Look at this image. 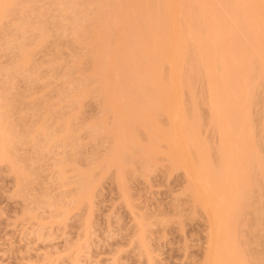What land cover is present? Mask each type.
Returning <instances> with one entry per match:
<instances>
[{"label": "rangeland", "instance_id": "rangeland-1", "mask_svg": "<svg viewBox=\"0 0 264 264\" xmlns=\"http://www.w3.org/2000/svg\"><path fill=\"white\" fill-rule=\"evenodd\" d=\"M36 1L38 0H27L29 5L32 3L35 4ZM187 1L188 0H179L178 5L176 6V11L178 13H181V9L183 10V8L187 6ZM196 1L197 0H194L195 4H193L194 2L192 3V1H189L188 4L190 3V6L193 4L195 7L198 3ZM218 1L220 3V7L227 8V5L225 6V4L229 3H225L224 1L226 0H203L204 3H198L195 10L196 12L205 14H202L204 19L203 22L201 20V25L210 23L212 26V32L214 33L216 40V50H221L223 47L228 46L230 42H233V50H235L234 53L225 51L224 55H233V57L236 58L237 55L239 56L240 51L244 47H247L246 51L249 53V60L253 61L252 67H249L251 70V77L248 79L253 82V90L250 96L246 91L242 93L240 105L243 111L247 110L249 112L253 120V122L250 123L252 128V139L249 141L250 154L257 152L260 159L264 157V77L262 76V72L264 74V44L256 42L257 40H260V37L255 31L254 25L260 19V12L258 11L259 8L264 11V0H238V14L235 17V20L230 22V24H225L227 19L225 14H223L224 9L222 11L220 10L222 8L219 7ZM84 2L88 3V1ZM84 2H82V4H84ZM223 2L225 4H223ZM47 3H49L47 0H41V3L38 1L36 6H39V9L42 11L44 10L46 14L49 10V8H47L49 4ZM32 5L31 7L34 8ZM84 5L83 7L88 10L89 5ZM36 6L34 10H38ZM44 6H47V11H45ZM193 6L191 8H193ZM55 7L56 6H54V8ZM21 8L20 6L16 7L13 16L11 14L9 17L11 19L8 18L6 19V22L3 23L2 26L4 27L0 29V47L3 48L5 44L3 42L6 41L8 35L9 38H11L10 35L12 33L9 29H12V31L13 28L14 30H17L19 22L14 19L19 18V13L24 11ZM28 9H30L29 6L27 7V10ZM218 10H220V12ZM27 13L30 14L32 12L30 11ZM27 13H25V17H28L27 15L29 14ZM49 13L51 15L50 11ZM49 13L48 18L47 15H45V18L48 20H43V18L42 21L46 22L41 23L46 24L48 21L53 26V23L59 19V16L56 19L58 13L55 17L54 12V16H51L55 19L54 21V19L52 20L49 18ZM78 15L81 16L83 14ZM78 15L77 18L79 17ZM25 17L23 18L25 21L27 20V24V22L29 23V20ZM91 17L93 16H90V18ZM23 18H21V20ZM39 18L40 17H38V20L41 21ZM64 18L66 19V17H63V19ZM77 18L76 20L79 18L81 19V17ZM31 19L32 18H30V21ZM50 19L51 21H49ZM8 20H10V23L15 21L16 26L11 23L14 26L11 28ZM32 20L35 23L37 19ZM60 21L59 23H62L63 21L65 22V20L62 22ZM87 21L88 19L85 21L86 23L84 22L86 25H88ZM91 21L92 19H89V22ZM28 25L26 29L29 28ZM70 25L68 26L65 23L62 25L63 27L60 26L61 30L58 28L60 30V34L62 35L69 31V36L66 35L64 38L62 35H59V33L57 34L62 37L61 41L60 38H58V40L56 39L60 42L56 43L59 47L56 46L55 43L53 44V42L56 41L54 37L56 38L57 36L53 34H49L48 38L52 35L53 36L49 39V41H47L48 43L51 42L54 46H51V43H49L50 45H48V43L46 44V41L41 44L43 49H38L35 56H33V59L31 58L35 63L30 60L31 63H33L32 67L33 65L37 66H34L37 71L34 68L30 69V64H28L29 66L26 65L29 63V60H27L24 66H28L29 70L25 71L24 69V72L28 73L32 70L35 73H33L35 76V81L33 78L34 83L27 82L30 80L25 77L27 76V73L22 74L24 73L23 71L22 73L21 71L20 73H16V76H14V74L10 75L12 76L11 78L13 82L10 80V76L8 77L9 79L6 78L9 74L6 75L5 72L7 73V69L12 70L13 67L18 64V62H16L18 61L16 60L17 58L19 59L20 57V60L22 59V56L17 57V55L20 54L24 55V52L21 53V51L24 50L21 45L25 47L26 51L37 47L38 38H40L39 36L37 37V35L39 34L34 35V32L24 33L28 38H30V40L24 35L25 41L23 39L22 41H24V44L21 41V45L12 42L15 43L16 46L18 45L22 48V50L20 48L21 51L19 50L20 54L16 48L11 50L10 47H12L11 45L13 44L10 45L9 49L7 47L4 48V50L7 49L5 52L9 51L6 55L4 50L1 48L3 52L0 55V78L3 76L2 80L4 81V77L6 80L0 87H3L2 89L4 93V88L8 90L7 88L12 85L14 90H8L6 93H10L9 95L7 94L8 97L15 94V97L17 96L19 100L15 99L13 95L9 98L11 99V103L16 100L17 102L21 100L19 105L14 102V105H18V109L16 112L13 110L11 115L13 113L14 115L12 117L10 115V118H13L14 121H18L20 117L24 118L25 121H23L24 123L21 122V127H17L20 129V132H24L21 129L24 130L27 127H32L35 131L36 128L44 126V124L45 126H48L49 124L51 127V125L56 123L54 122L57 121L55 119L60 116L58 114L63 113L66 115L68 112L70 115L68 118L70 119L69 121H72V126H75V128L77 127L78 131L76 132V139H74L75 141L73 140L72 144L71 142L69 143L63 141L47 143V141L43 140V134L41 135V133L39 134V132H37L34 135L36 140H34L40 144L41 147L43 146L44 149L41 153H39V151L37 153L35 151L36 149L34 150L33 148L34 146L29 145V143L28 145L26 143V146L22 145L20 151L18 149V154L24 162L21 164L16 161V174L13 173L10 165L0 162V264H204L206 254L209 249L208 237L210 233V221L208 220L209 216L206 210L207 205H205L204 202L199 205L193 200V194L190 192V188L188 186V177L186 176L184 170L173 169L170 162H168L166 158L163 157V154H161L166 151V137L170 134L172 122L168 119L167 115H163L160 119H158L156 127L159 128V132H156V136L160 137V143H158V150L154 153L156 155V160L154 162L153 159H151L154 163L150 161L147 167H145L146 169L143 168V166H145L143 163L140 162L141 166L138 164L139 161L136 159L137 155L136 157H131H134L137 163L134 162V160L130 161V156H128L129 159L127 157L130 161L129 163L134 162L131 164L136 168L128 165L127 159L124 162L125 167L123 164L120 166L119 163L116 167V162H121V160H116L114 164L116 157L113 159L114 155L112 154H110V156L113 157L110 158L111 160L108 163L107 159L104 157H107L109 160V153L112 152H109V150H112V148L109 147L113 146L110 142L112 141V135L106 136L107 132H103L104 135L102 134V137L104 136V138L106 137L110 139L105 141L102 137L96 136L97 133L95 132L97 131L95 128H97V130L99 128V135L102 133L101 128L106 127L104 124L111 127L112 124L114 125L115 122L112 123V121L115 119L112 116H106L103 112V108L106 106V103H104L105 95L102 93L100 94L103 96L99 94V91L102 92V86L99 83L98 86L95 84L97 81L95 77L96 73L94 74L95 76H93V66L95 65L93 64L94 60L92 62L88 58L89 54L86 53L90 51L86 52V48H84L87 47L85 44L89 42H86V40H88L87 38L90 39L91 34L90 32H86L85 34L83 33L84 35L81 34L82 38L85 37L87 33L89 36L88 34L86 35L88 36L84 41L86 43H82L83 41L80 43L77 41V35H75V37L72 36V32L70 31H73V29ZM90 25L92 26L93 23ZM204 25L200 28L204 27ZM56 26L52 27L51 30L55 28V31L57 32L58 29ZM65 27L68 31H65ZM70 28L72 30H69ZM7 30H9L11 34H8V32L6 33ZM202 30L205 32L204 29ZM216 30L220 32L217 34ZM32 38L35 39L31 40ZM80 38L79 41L82 40ZM12 40H14L13 37ZM74 40H76V42ZM16 41H18V39ZM8 42L10 43V41ZM71 42L73 43L71 44ZM81 44H84V47ZM82 48L84 50H82ZM88 48L87 50H89ZM53 50L57 51L53 52ZM49 51L51 52L49 53ZM80 51L82 52L80 53ZM49 54L50 56H48ZM165 55L168 59H171L174 55V51L170 49L165 53ZM15 56L16 59L14 60L16 61L14 62L17 64L12 63ZM51 59L54 60L51 61ZM83 59L86 61L84 62ZM55 60L58 64H55ZM51 62L52 66L54 64L57 66H53V68L50 67ZM46 65H48V67ZM205 65V67H194L196 68L194 69L196 72V79L192 90L194 97L191 98L189 96L190 92L188 89H182L181 98L184 102L187 114H190V116L191 114H195L196 116L200 114L202 115V120H200L199 135L202 141H204L210 148V152H212L210 155L214 159V154L222 148L225 137L224 135L215 133L209 122V105L207 106V103L205 102L208 99L209 91V85L207 82L208 78L206 76L209 74L220 75L222 69L221 67H213L211 61L209 60ZM9 66H11L12 69H10ZM77 66L81 68L79 70L82 71L81 74L76 71L79 69ZM51 69H53L55 74L51 71ZM168 69V67H165L164 73L167 74ZM235 71L236 74L234 76H226L224 78L223 83L227 86L225 92H233L236 83H239L243 79L244 67L241 65ZM60 74H62L61 76L63 77L66 74L67 78L64 77L65 80L62 79L63 77H60ZM78 74L79 77L80 75H82V77H78L79 80L74 79L77 78ZM71 75L73 79L71 78ZM17 76L19 79L13 78ZM88 76L89 78H87ZM90 78L92 79L88 80ZM72 80H76L77 83H80L78 81H81L82 88L79 86L80 84H76L77 87L73 84L72 87V85H70L71 82H75ZM92 80H94V82ZM1 82L2 81H0V83ZM6 85H9V87ZM67 85L68 87H66ZM100 86L101 89L99 88ZM14 87L17 88V90ZM166 87L167 86H165V88ZM177 88H179V86ZM80 89L81 91L82 89L84 90L82 91V96L79 92ZM61 91L63 92L62 94H67V97L70 96L68 95V92L70 94L71 92H74L73 94H75L78 91L80 94L77 95L76 93L78 99L75 97L77 100H75V102L72 100L74 103L72 102V104L69 105L70 103L66 102L64 99L65 96H63L64 101L60 98L59 95H62L60 94ZM85 92H89V94L91 92V96H89V94L83 95ZM93 92H95V96H93ZM6 93L4 94L5 96ZM97 94L99 96H97ZM67 97L66 100L70 97L73 99V96H70L69 98ZM16 106L14 109H16ZM258 111L260 113L262 112L263 116L257 119L255 116ZM47 112L48 114H46ZM19 121L17 122L18 124H20ZM190 121L192 122V120ZM109 123L111 125H109ZM190 124L194 125V122ZM108 126L105 129L108 130L113 128V126L111 128H108ZM28 129L33 131L31 128ZM56 129L57 127L55 126V130ZM138 133L140 144L143 143L144 145L146 139L148 140V137H145L143 128L138 127ZM146 136H148V134H146ZM31 144L33 145V143ZM134 150H131L129 153L132 152L133 154H138V151L136 150V152ZM75 153L77 155H75ZM67 155H73L71 158L76 156L74 157V162L67 161V163H71L70 165H64L63 159ZM119 157H121V159L123 158L122 153ZM67 158H69V156ZM100 158L105 159H102L104 161L103 163L107 162V164L101 163L103 166L99 165V170L92 173L95 178L90 176L93 177V180L90 178V191L86 190L87 195L84 197V202H76L77 196L81 195L78 194L80 193L78 190L81 188H78L80 179V173L78 172H84V170L88 171L91 165H95L99 160V162H102ZM21 159H19V161ZM57 165H59L60 169L64 168V177L62 176L63 180H61V176L59 174L61 172L59 170L57 171ZM214 165L216 168L218 167V164ZM216 168L214 169L217 170ZM94 169H91V172ZM247 169L250 174L255 175L258 171V161H251ZM86 171L84 173H86ZM22 173H31V179L30 176L29 179L32 180L34 178L32 180L34 183L30 181L28 183V179L24 182L22 177L20 184H18L16 176H19ZM88 173L89 172H87V175L85 176L87 178L89 177ZM118 174L120 175L121 180H119V177L117 178V176H119ZM80 176L82 177L81 179H83L84 175ZM84 181L81 183L84 184ZM26 182L29 185H27ZM86 182L89 183L90 180L89 182L88 180ZM83 184H81L82 187ZM253 185L257 186V183H253ZM87 189H89V187H87ZM253 196L255 200L251 209L243 208L245 210H242L243 213H240L241 218L237 221L240 224L239 227H241L239 228L241 235V250L246 252L244 244L251 241V247L248 249V255L246 257L247 263L264 264V221L262 222V220H264L262 219L264 218V182L260 183ZM255 211H257V213ZM259 216H262V220H257L260 218ZM258 221L259 223L261 221L263 225L259 224Z\"/></svg>", "mask_w": 264, "mask_h": 264}, {"label": "bare ground", "instance_id": "bare-ground-1", "mask_svg": "<svg viewBox=\"0 0 264 264\" xmlns=\"http://www.w3.org/2000/svg\"><path fill=\"white\" fill-rule=\"evenodd\" d=\"M38 1L41 3V0ZM38 1H36L35 4L32 3L33 5L32 4L29 5L27 0H0V29L4 27L2 25L3 23L6 22V19H8L11 14L13 16L16 7L20 6V8L22 7L21 9L24 10L23 11L24 13L23 12L19 13L20 17L17 16L19 18L14 19L15 21L18 20L19 22L17 26V30L15 29L17 32L14 30V28L13 31L12 29H9L11 30L10 32L12 34L9 32V30H7L6 33L7 32L8 34L10 33L11 38H9L8 35V38L6 39L7 45L5 41L3 42L5 43L3 48L0 47V49L2 48L3 50L5 47L9 49L10 45L13 44L11 45L12 47H10L11 50L13 48H16L18 49L19 54L22 48H24V50L21 51V53L24 52V55L23 54L17 55V57L22 56L21 60L20 57L19 59L18 58L16 59V56L15 58H13L12 63L17 64L16 62H18V64L14 66L13 69L11 68V66H9L10 69L12 70L7 69L9 72L11 71L10 72L11 74L8 71L7 73L5 72L6 75L9 74L8 76H6V78H8L12 74L16 76L15 74L20 73V71L22 73V71L24 72V69L25 71H27L29 70V67H31L30 69L34 68V66L36 65H33L32 67V64L35 63L33 62L32 59L33 56H35V54L37 53L38 49L40 50L43 49V47H41V44L45 41L47 44L49 39H51L53 35H57L58 33L59 35H62L60 34V30H61L60 26H62L65 23L68 26L71 24L70 27L73 29V31L70 32H72L71 33L72 36L75 37V35H77L78 39L77 38L75 39H77V41L80 43L82 41H83L82 43L89 42L87 43L88 45L85 44L87 47H84V44L81 45L84 48H86L85 49L86 52L90 51L86 53L90 55V57L88 55V58L92 62L94 60L93 64L95 65L93 66L94 67L93 76H95L94 74L96 73L95 77L97 81V82L95 81L96 82L95 84H97L98 86L99 83L102 86V89L101 86L99 87L102 91V92L99 91V94L102 93L105 95L104 103H106V106H104L105 108H103L104 109L103 112L106 116H112L115 119L112 121V123L115 122L114 123L115 126L109 123L111 127L113 126L112 129H108V130L105 129L108 126L107 124H104L106 125V127L104 126L105 128L102 127L103 125L101 126L103 128V129L101 128L102 133L99 134L101 136L98 135L99 128L97 130V128L93 127L97 131L95 132L97 133L96 135L97 137H102V134L105 131L107 132L106 136L112 135L111 139L113 141V144L112 141L110 142L111 145L113 146L109 147L112 148V150H109V152L112 151L109 153V156L110 154H112L114 155V157L108 156L109 160L107 157L104 158L107 159L109 163L111 160L110 158L113 157L114 159L116 157L114 164L116 160H121V162L123 161L122 163L116 162L117 163L115 165L116 167L119 164L120 166H122L121 164H123L125 167L124 162L128 156H130V161L134 160V162L136 163L137 161H139L138 164L140 166L141 163H143L145 165L143 166V168L147 167L150 161L152 162L151 159H153V161L155 162L156 155L154 153H156V150H158L157 148L158 143H160L159 140L160 137L156 136L157 135L156 132H159V128L156 127V124L158 123V119H160V117H162L163 115L164 116L167 115L168 119L172 122V129L170 131V134H168L166 137V144H167L166 145L167 148L165 149L166 151L162 152L161 154H163V157H165L166 160L170 162L171 167L173 169L184 170L186 176L188 177V186L190 188V192L193 194V200L197 202L199 205L202 202H204V204L207 205L206 210L209 216L208 220L210 221L209 222L210 233L208 237L209 249L207 251L204 264H248L246 261V257L248 255V249L251 247V241L246 242L244 244L246 247V252L242 251L241 240H240L241 235L239 231V228L241 227H239L240 224L237 221L241 218L240 213H243L242 210L249 208L251 209L252 204L254 203L255 200L253 194L257 191V187L260 185V183L264 182V157L259 159V155L257 152L250 154L249 141L252 139V130H251L252 128L250 123H252L253 120L249 112L247 110L243 111L240 105L242 93L246 91L250 96L253 90L252 89L253 82L248 80L251 77V70L249 67H252L253 61L249 60V53L246 51L247 47H244L240 51L239 56L237 55L236 58L233 57V55H228V56L224 55L225 51L234 53L235 50H233L234 48L233 42H230L228 46L223 47L221 50L220 49L216 50V40L214 33L212 32V26L210 25V23L205 25L202 23L205 28L204 27L200 28L201 26H203L200 23L201 20L203 22L204 16L202 14L204 13L196 12L195 10V7L197 8L198 3L205 2V1L203 2V0H197L196 2L198 3L195 5V7L193 6V4H195L194 0H188L186 2L187 6H185L183 10L181 9L180 11L181 13H178L176 11V6L178 5L179 0H52V2L51 0H47L49 2L47 4H49L50 7L49 5L48 7L47 6L46 7L49 8L48 13L49 11L51 12V15L49 13L50 15L49 18L53 20L54 18L51 16H54L55 14L56 17L57 13L58 15L56 19L59 16V19L56 21L57 23L56 22H55L56 24L53 23V26L48 21L47 23L49 25L47 23L44 24L46 21H42L43 18H44L43 20L46 19L45 15H47L48 18V13L45 14L44 10L42 11L41 9H39V6H36ZM84 1H88V3L87 2L85 3ZM189 1H192V3L193 2L194 3L190 6V3L188 4ZM50 2L51 4L52 3L53 4L51 5ZM82 2H84L85 5L82 4ZM224 2L225 3L228 2L229 4H225ZM224 2L223 4H225V6L227 5V8L220 7V3L218 1L219 7L222 8V9L220 8L218 9H220L221 11L224 9L223 14H225V17L227 19L225 21V24H230V22L235 20V17L238 14L237 13L239 6L238 0H230V1L226 0ZM87 4L89 5L88 10H86V8L83 7V5L86 6ZM31 5L34 6V8L31 7ZM28 6L30 8L28 9L29 11L27 10ZM35 6L36 8H38V10L37 9L34 10ZM54 6L56 7L54 8ZM192 6L193 8H191ZM46 7L44 8L45 11H47ZM220 10L218 11L220 12ZM30 11L32 13L30 14L27 13ZM258 11L260 12L259 13L260 19L254 25V29L259 34L258 36L260 37V40H257L256 42L264 44V11L260 10V8ZM25 13L31 16L27 15L28 17H25L26 15ZM20 14L22 15V17ZM78 14L80 15L83 14V15L79 16ZM77 15L81 17V19L79 17L78 19ZM90 16L93 17L90 18ZM23 17L28 19L29 23H31L32 21L33 24L31 23L30 25H28L29 24L28 22L26 24L27 20L25 21ZM29 17L37 20L38 17H40L39 19H41V21L36 20L35 22L36 24H35L32 19L30 21ZM63 17H66V19L65 18L63 19ZM21 18L23 19L21 20ZM76 18L78 20H76ZM51 19L49 21H51ZM87 19H88L87 21L88 25L85 24L86 23L85 21ZM89 19H92L93 22L92 21L89 22ZM23 20L25 24L23 23ZM63 20H65V22ZM69 20L71 23L69 22ZM8 21L11 28L14 27L13 25L16 26L15 21H14L15 23L11 22L13 25L10 23V20ZM59 21L60 22L63 21V22L59 23ZM66 21L69 23H67ZM41 22H44L43 23L44 25ZM58 23L61 25H59ZM89 23L90 24L93 23V25L91 26ZM27 25L29 28L26 29ZM54 26H56V28L57 29L59 28L60 30L56 29L57 30L56 32L55 28H53L52 29L53 32L55 31L53 33L51 28ZM71 28L69 30H72ZM202 29H204L205 32ZM66 30L68 31V29H66L65 27V31ZM33 32L34 35L39 34L37 35V37L38 36L40 37L38 38L37 47L35 43L34 45L36 48H33L31 50L29 49L26 51L25 47L21 45L22 42L24 44L25 41L24 33H33ZM68 32H65V34L62 35V37L64 38L66 35L69 36ZM86 32H90L92 39L90 37V39L87 38L88 40H86V37L89 36L88 33H87L88 36H86L87 35L86 34L85 37L83 38L81 37L82 36L81 34L83 33L85 34ZM219 32L220 31L216 30L217 34ZM49 34H53V35L50 38H48ZM5 36L7 37L6 34ZM57 36L56 38L54 37V39L58 40V38H60L61 41L62 37L60 36L57 37ZM12 37L14 38V40H12ZM79 38L82 40L79 41ZM17 39L18 41H16ZM23 39L24 41H22ZM28 39L30 40V38ZM34 39L32 38L31 40ZM85 40L86 42H84ZM8 41H10V43ZM19 41L22 42L20 43ZM56 41L53 42V44L55 43L56 45V43H60L59 41L57 42ZM74 41L76 42V40ZM12 42L21 45L22 48L19 47L18 45L16 46V44ZM49 43L48 45H50ZM72 43L73 42H71V44ZM53 44L51 43V46ZM56 46H58V44ZM87 48L89 50H87ZM2 49L0 50V55L3 52ZM170 49L174 51V55L171 59H168L165 53ZM82 50L84 49L82 48ZM56 51L53 50V52ZM50 52L51 51H49V53ZM81 52L82 51H80V53ZM6 53L8 54L9 51H6L5 55ZM48 56H50V54ZM27 60H29V63L26 64ZM30 60L33 63H31ZM53 60L51 59V61ZM208 60L211 61L213 67H221L222 69L220 75L209 74L206 76L208 78L207 82L209 85V91H208V99L205 101L207 104L205 102L204 103L207 106L209 105L208 106L210 112L209 122L212 127V130L215 133L224 135L225 137L222 148L217 153L214 154V159L210 155L212 154V152H210V148L207 146V144L204 141H202L199 135L200 120H202L201 119L202 115L200 114L196 116L195 114H191L190 116V114H187V110H185L184 102L181 98L182 89L185 90L188 89L190 92L189 96L191 98L194 97L192 91L193 85L195 83L194 81L196 79L195 78L196 72L194 70L196 68L194 67L197 66L205 67L206 66L205 64H207ZM25 64L26 65L30 64V66L29 65H28L29 67L24 66ZM50 64H51L50 67L53 68V66H57L55 64H58V62L56 63L55 60V64L53 66H52V62ZM241 65L244 67L242 81H240L239 83L237 82L238 84L236 83L233 92L231 93L225 92L227 86L226 84L223 83L224 78L226 76H230V77L234 76L236 74L235 70ZM46 66L48 67V65ZM77 67L79 68V66ZM165 67L169 68L167 74L164 73ZM80 69L81 68H79L76 71H78L81 74L82 71H79ZM35 70L37 71V69ZM31 71L28 72L29 76L30 75L32 76V74L34 73L33 71L32 72ZM51 71H53V69H51ZM25 73L27 72H24L22 74ZM28 73L27 76L25 77L29 78L28 80L30 81L27 82L34 83L35 73L33 74L32 78L31 76L30 77L28 76ZM61 75L62 74H60V77H63ZM262 76L264 77L263 72H262ZM2 77L0 78V81H2L0 83V86L6 80L4 77V81H3ZM11 77L12 76H10V80L12 81ZM64 77H66V74ZM64 77L62 79H64ZM78 77L79 74L77 75V78L74 79L77 80ZM80 77H82V75H80ZM13 78L16 79L18 78V76ZM30 78L32 79V81ZM87 78H89V76ZM92 78L88 80H91ZM76 80H72L75 82L70 81L71 82L70 85H72L73 87V84L74 85L80 84L79 86L81 87L82 82L78 81L80 83H77ZM92 81L94 82V80ZM6 86L9 87V85ZM165 86L167 87L165 88ZM178 86L179 88H177ZM11 87L12 85L7 89L14 90L13 87L12 89ZM66 87H68V85ZM2 88L3 87H0V162H4L10 165L13 173L16 174V168H17L16 161L20 162L21 164L24 162L22 161L20 155L18 154V149L20 151L22 145H25L26 143L28 145L29 143V145L34 146L33 148L34 150L36 149L35 151L37 153L38 151L39 153H41V151L44 149L43 146L41 147L40 144H38L35 141L36 138L34 135L37 132H39V134L41 133V135L43 134L42 135V137H44L43 140L47 141V143H51L55 141H60V142L63 141L69 143L71 142L72 144L73 140L76 139V135H77L76 132L78 131V129L77 127L75 128V126H72V121L71 122L69 121L70 120L68 119L70 116L69 112L66 115L62 113L63 114L62 115V114H58L57 111V114L60 116L59 117L57 116L58 118L54 117L56 118L55 120L57 121H54L56 123L51 125V127L53 126L52 127L53 130L49 126V124L48 126H45L44 124V126H40L36 128L35 131L32 127H27L24 130L21 129L24 132H20V129L17 127H21V122L25 121L24 118L20 117L19 118L20 121L18 120L20 124H18L17 123L18 121H14L13 118H10V115L13 112V110L16 112L21 100L18 102L17 100L14 101L18 104V105L16 104L17 106L14 105L15 103L14 102L11 103V99L9 98H11L13 95L15 97V94L11 93L12 94L11 97H8L10 93H6L8 90H6L5 88L3 93ZM15 89L17 90V88ZM82 91L84 90L82 89ZM82 91L81 89L79 90L81 96L83 93ZM5 93L6 96L4 95ZM62 93L63 92L61 91L60 94ZM73 93L74 92H71V94ZM76 93L77 95L80 94L78 93V91ZM76 93L71 95L68 92V95L73 96V99H71L70 96H69L70 98L67 97V94H62L59 96L62 99L64 98L63 96H65L64 98L65 101L69 102L70 103L69 105H71L73 101L75 102V100L78 99ZM93 93H94L93 96H95L96 95L95 92ZM88 94L89 92L88 93L85 92V94L83 95H88ZM90 94L89 96H91ZM97 96L99 95L97 94ZM66 97L69 99L66 100ZM75 97H77V99ZM15 99H18V97L16 96ZM15 106L16 109H14ZM46 114H48V112ZM13 115L14 113L11 115V117ZM262 116L263 113L262 112L260 113L258 111L255 117L258 119ZM190 120L194 122V125L190 124L192 123ZM15 122L17 123V125ZM55 126L57 127L56 130H55ZM111 127L108 126V128ZM138 127L143 128L145 132V137H148V140L146 139L144 145L143 143L140 144L138 137L139 136ZM28 128H31L33 131H31ZM146 134H148V136H146ZM102 138L105 139V141L110 140L106 137L104 138V136ZM31 143H33V145ZM35 143H37L38 145ZM131 150L134 151L137 150L138 154L134 153L135 154L134 155L132 152L129 153ZM119 153L120 155L122 153V157L124 159L123 158L121 159V157H119L120 156ZM73 155L71 156L67 155L64 157L63 159L64 165L69 164L67 163V161L74 162V157L76 156L71 158ZM75 155L77 154L75 153ZM17 156L20 158H18ZM68 156L70 160L69 158H67ZM132 156L136 157L137 161L135 160L134 157H133L134 159L131 158ZM19 159L21 160L19 161ZM100 159L102 162H99L100 161L99 160L97 162L98 164L96 163L98 166L96 164L91 165L90 169L88 168L89 169L88 171L84 170V172L86 171V173L82 171L78 172L80 173L79 174L80 179L82 178L80 175H84L83 179L81 180L82 181L85 180V181L83 184L81 183L82 181L79 179L78 188L79 187L81 188H79L78 191L80 193L78 194H81L80 195L81 197L77 196L76 202L79 203L84 202V197H86L87 195L86 190L90 191L91 179L94 177L92 173L99 170L100 167L99 165L103 166L102 164H107V162L103 163L104 162L103 160L105 159L103 158ZM128 159H127L128 165L133 166L132 164L134 162L133 163L131 162L132 163L131 164L129 163L130 161ZM253 160L258 161V171L255 175L250 174L247 169L249 163ZM214 164H218V167L216 168ZM57 166H58L57 171L59 170L61 172L58 173L61 176V180H63L62 178L64 177V173H63L64 168H61L62 169L61 170L59 168V165ZM213 167L216 168L217 170H215ZM133 168L136 167L133 166ZM91 169L94 170L91 172ZM87 172H89L88 178L85 177L87 175ZM20 175L16 176L18 184H20V180L22 179V177L24 179L23 180L24 182L25 180L28 179L27 180L28 183L29 181L34 183V181H32L34 179L33 177H32L33 179L30 180L31 173H22ZM118 177L120 178V175L117 176V178ZM86 178L88 182L90 180L89 182L90 184L86 182L87 181ZM119 180H121V178ZM28 183L27 185H29ZM80 183L83 184V187ZM253 183H257V186H254ZM87 187H89V189H87ZM255 212L257 213V211ZM259 217L260 218H258L257 220L262 218V216ZM263 221L264 220H262V222ZM262 222L260 221L259 223L258 221L259 224L263 225Z\"/></svg>", "mask_w": 264, "mask_h": 264}]
</instances>
